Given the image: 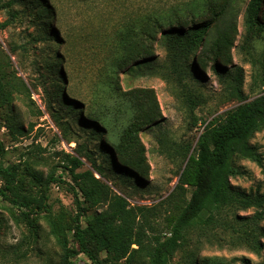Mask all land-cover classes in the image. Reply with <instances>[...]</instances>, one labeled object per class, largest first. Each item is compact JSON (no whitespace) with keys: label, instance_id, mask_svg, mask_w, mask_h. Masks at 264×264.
I'll use <instances>...</instances> for the list:
<instances>
[{"label":"trees","instance_id":"obj_1","mask_svg":"<svg viewBox=\"0 0 264 264\" xmlns=\"http://www.w3.org/2000/svg\"><path fill=\"white\" fill-rule=\"evenodd\" d=\"M19 2L30 8L32 15L37 17L40 36H47V41L57 42L55 25L52 23L53 20L56 22L55 9L41 0H12L0 10H9L10 20L13 21L17 13L11 8ZM236 2L194 0L190 4L168 9L128 14L110 27L102 42L105 64L99 75V84L113 99L120 100L129 113L127 126L122 130L115 127L116 119L112 118L106 105L97 102L86 106L76 99L79 93L68 88V81L59 72L61 68L44 59L39 66L45 72L44 84L49 77L57 76L59 79L58 84H51L50 91H47V108L53 111L55 106L61 105L67 110V118H83L82 121L88 123V129H92L93 134L106 137L105 142L111 147L106 148L105 153L112 156L113 163H116V157L131 172L141 177L148 176L151 167L139 134L160 121L162 112L154 90L123 92L120 75L153 60L160 37H164L167 58L173 67L184 74L194 75L189 70L190 62L198 57L200 49L205 53L197 60L200 66L205 68L210 62L211 69L223 78L229 90L240 95L243 72L234 66L232 57L239 36ZM263 4L264 0H251L248 4L246 20L252 31L251 40L254 34L260 37L264 33ZM9 24L10 21H7L3 27ZM58 43L50 48L61 49ZM6 60L0 61V111H11L18 93H28L31 98L26 83L9 71L11 59L6 56ZM191 101L188 99V102ZM3 117L4 112L0 113V118ZM5 118L14 136L25 132L22 127L14 128L11 115L5 113ZM259 132H264V92L206 124L179 179V190L183 194L190 190V199L183 200L167 218L165 235L156 234L151 227L152 235H148L145 225L138 221L142 209L130 207L127 199L115 194L101 178L96 177L95 172H78L84 166L82 159L68 155L67 165L62 168L71 179L68 184L74 196L76 213L69 219L68 231L72 233V241L61 222L50 220L51 233L62 251L58 264H74V260L81 255H85L93 264H171L178 252L183 253L181 264H250L245 258L201 260L195 252L200 251L203 240L221 242L223 238L220 239V234L231 231V237H237L240 246L256 255L264 250L261 243L264 230L258 226L264 208V195L240 192L231 185V180L241 174L238 159L261 165L262 159L251 145V140ZM63 137L67 138L65 132ZM186 151L188 153L189 148ZM5 155L6 148L0 140V159ZM97 174L106 178L101 168H98ZM28 177L37 180L29 163L0 164V198L17 210L18 213L11 212V216L18 224L28 227V240L36 241L39 235L37 219L50 209L49 188L51 184L65 182L61 176L56 179L51 173L44 190L33 195L27 189ZM104 204L107 211L98 213L97 209ZM250 210L260 213L251 219L238 216L239 212ZM88 212H93V215L87 226L83 227L82 218ZM71 242L74 246L70 245ZM133 246H137V249ZM103 254L106 257L101 259ZM260 264H264V261Z\"/></svg>","mask_w":264,"mask_h":264},{"label":"rangeland","instance_id":"obj_2","mask_svg":"<svg viewBox=\"0 0 264 264\" xmlns=\"http://www.w3.org/2000/svg\"><path fill=\"white\" fill-rule=\"evenodd\" d=\"M11 1L0 0V8ZM41 1L52 6L57 13L56 22L53 20L52 23L61 49L50 48L57 45V42L47 41V36H40L37 17L32 15L33 11L24 3H14L11 9L17 13V17L13 21L10 20L9 10H0V61L7 62L6 56L11 59L10 63L8 61L9 71L26 83L31 96L29 98V94L25 92L18 93L14 97L11 111H0L4 112V117L0 118V140L6 148V155L0 159V164L9 166L29 163L37 175L36 181L28 177L30 189H27L33 195L44 190L51 173H54L56 179L61 176L65 183L51 184L48 191L50 209L37 219L39 235L36 241L28 240V227L18 224L11 216V212L17 210L0 198V264L60 262L62 251L51 233L50 220L61 222L67 237L72 241V233L68 231V227L70 216L76 213V206L68 184L71 179L62 168L67 165L68 155L82 159L84 166L78 172H95L96 177L101 178L115 194L126 198L130 207L141 208L138 221L145 225L148 235H152L150 227L156 234L165 235L167 218L183 200L190 199V190L184 194L179 190V179L206 124L264 92V33L260 37L254 34L251 40L252 31L246 20L251 0L236 2L239 36L232 57L234 66L243 72L240 95L229 90L223 78L211 69L210 62H207L205 68L200 66L197 60L205 55L200 49L198 57L190 62L198 68L194 69L190 65L189 70L194 75L184 74L173 67L167 58L165 38L160 37L153 60L120 75L123 92L135 89L154 90L163 116L160 121L139 134L151 167L149 175L141 177L126 169L116 157V163H113L112 156L105 153L106 148L111 147L105 142L106 137L93 134L92 129H88V123L82 121L83 118H67V110L61 105L55 106L53 111L47 108V91H50L51 84L57 85L59 79L57 76L49 77L44 84L45 72L39 66L45 59L53 62L56 68L60 67L59 72L68 81V88L78 91L79 97L76 99L86 106L97 102L106 105L112 118L117 120L114 122L115 127L122 130L127 126L129 113L122 107L120 100L113 99L99 84V75L105 64L102 51L104 36L112 25L128 14L168 9L175 5L190 4L194 0ZM7 21H10L9 26L3 27ZM229 70L234 72L232 68ZM67 96L71 97L68 93ZM188 99L192 101L188 102ZM5 113L13 118L14 128L22 127L25 132L14 136L8 127ZM64 132L67 138L63 137ZM251 145L260 155L262 163L260 165L238 159L241 174L231 180V185L240 192L264 195V132L257 133L251 140ZM98 168L103 169L106 178L97 174ZM105 211L106 204L97 209L98 213ZM258 212L260 213L256 210L239 212L238 216L251 219L256 218ZM261 212L262 218L258 220V226L264 230V208ZM92 215L93 212H88L82 218L83 227L87 226ZM232 233L220 234V239L223 238L221 242L215 239L212 242L203 240L199 246L200 251L195 253L201 260L230 261L245 258L250 264L264 261V250L260 255L254 254L240 246L237 237H231ZM261 243L264 245V238ZM70 245L74 246L73 242ZM133 248L137 249V246ZM105 257V254L101 255V259ZM182 257L183 253L178 252L171 264H181ZM74 264L93 263L85 255H81L74 260Z\"/></svg>","mask_w":264,"mask_h":264}]
</instances>
